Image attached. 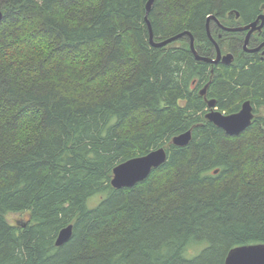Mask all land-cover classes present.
Here are the masks:
<instances>
[{
    "label": "trees",
    "instance_id": "16d2710c",
    "mask_svg": "<svg viewBox=\"0 0 264 264\" xmlns=\"http://www.w3.org/2000/svg\"><path fill=\"white\" fill-rule=\"evenodd\" d=\"M262 1L0 0V264H225L264 243V60L237 44L229 65L197 60L187 34L156 47L146 19L155 42L190 31L207 56L208 16ZM210 99L227 114L252 100L251 125L227 134ZM160 147L144 181L112 186Z\"/></svg>",
    "mask_w": 264,
    "mask_h": 264
},
{
    "label": "water",
    "instance_id": "95a60500",
    "mask_svg": "<svg viewBox=\"0 0 264 264\" xmlns=\"http://www.w3.org/2000/svg\"><path fill=\"white\" fill-rule=\"evenodd\" d=\"M154 1L155 0H148L147 14L152 9ZM261 8L263 10V13L250 24L236 28L225 27L229 31H242V30L250 29L248 34L246 35L244 42V49L248 52L259 51L263 46V44H261L256 48L248 47L249 39L252 31L255 29L261 30L264 24V3L262 4ZM236 13L237 15H239L238 11H236ZM2 17H3V13L0 9V20L2 19ZM146 19L150 27L151 43L156 47L164 46L187 34L191 37V49L197 60L211 62V63H218L220 60H223V62L227 64H231L235 59L234 54L231 52L222 55L218 42L211 35L209 22L211 19H218L214 15L208 17L207 30L210 35V38L215 43L217 48L216 59H213L208 56H202L199 54L198 50L195 48L194 45L195 43L194 36L190 31H185L183 33H180L178 35H175L160 42H155L152 26L148 19V15H146ZM261 20L263 22L259 24ZM206 90H207V85L201 91V93L205 95ZM216 104H217L216 99L208 100V106L210 110L207 112L206 118L212 121L213 123H215L217 126L223 128L227 134L230 135L240 134L249 125H251L254 119L255 116L253 111L254 107L250 101L244 102L239 111L230 114H227L219 110ZM191 140H192V131L188 130L174 137L173 143L177 146H187ZM167 157H168V153L166 152V149L164 147H160L158 149H154L148 152L147 154L133 157L126 161L121 162L113 170L112 186L116 189H123V188L132 187L136 183L144 181L150 175V172L154 168H157L158 166L165 163ZM73 232H74L73 224H69L64 228H62L56 237V241H55L56 245L62 246L63 244L68 242L72 238ZM225 264H264V243L243 245L231 249L225 259Z\"/></svg>",
    "mask_w": 264,
    "mask_h": 264
},
{
    "label": "flooded vegetation",
    "instance_id": "af4514ba",
    "mask_svg": "<svg viewBox=\"0 0 264 264\" xmlns=\"http://www.w3.org/2000/svg\"><path fill=\"white\" fill-rule=\"evenodd\" d=\"M263 3H264V1H262L259 4L255 13H253L249 18H246L242 12H240L236 9H231V10L225 12L224 15L217 16L218 19H211L210 20L209 28H210V31H211L213 37L215 35L218 38V40L221 39L222 44H220V42L214 37L219 44V47H220L222 54L232 52L234 47L237 44L246 53L248 58H254L256 56L259 59L264 60V24H263V27L261 30L255 29L252 31V33L250 35L249 44H248L249 48H256V47L260 46L261 44H263L262 48L256 52H248L244 49L245 38H246V35L248 34L250 29L242 30V31H229L228 29L225 28V27L236 28V27H242V26L250 24L251 22L256 20L263 13V10L261 8ZM236 11L239 12V15H237ZM207 21H208V18H207ZM262 22L263 21L261 20L259 22V24H261ZM206 29H207V25H206ZM207 32H208V30H207ZM228 33H233L234 35H228ZM211 41H212V39H211ZM234 43H235V45H233ZM212 44H213L214 48H212V50L210 49V51H208L209 55H207V56L214 58V57H216V54H217V48H216V45L213 41H212ZM201 55L206 56L203 54H201ZM221 63L226 64L225 62L220 60L218 62V64H221ZM212 66H213V64H212ZM208 86H209V83L207 85V88H208ZM206 92H207V90H206Z\"/></svg>",
    "mask_w": 264,
    "mask_h": 264
},
{
    "label": "rangeland",
    "instance_id": "374dc122",
    "mask_svg": "<svg viewBox=\"0 0 264 264\" xmlns=\"http://www.w3.org/2000/svg\"><path fill=\"white\" fill-rule=\"evenodd\" d=\"M99 201L98 198H93L92 200H90L89 205L93 206L95 205L97 202ZM95 203V204H94ZM9 221L14 224L17 225L18 223H20L21 221H24L25 219H28V213H11L8 216Z\"/></svg>",
    "mask_w": 264,
    "mask_h": 264
},
{
    "label": "bare ground",
    "instance_id": "6f19581e",
    "mask_svg": "<svg viewBox=\"0 0 264 264\" xmlns=\"http://www.w3.org/2000/svg\"><path fill=\"white\" fill-rule=\"evenodd\" d=\"M191 45V44H190ZM232 53V52H231ZM225 54H227V53H224V54H222V55H225ZM216 57H217V55H216ZM234 58H235V55H234ZM213 59H216V58H213ZM235 60V59H234ZM250 60V59H249ZM223 61V60H222ZM234 62V61H233ZM232 62V63H233ZM227 64V63H226ZM202 94V93H201ZM249 101V100H248ZM252 101V100H251ZM246 102V101H245ZM207 114V113H206ZM255 115V114H254ZM184 133V132H183ZM177 136V135H176ZM176 136H174V137H176ZM174 139V138H173ZM173 139H172V142H173ZM165 148V147H164ZM158 149V148H157ZM166 149V148H165ZM167 152V151H166ZM159 167V166H158ZM111 184H112V180H111Z\"/></svg>",
    "mask_w": 264,
    "mask_h": 264
}]
</instances>
